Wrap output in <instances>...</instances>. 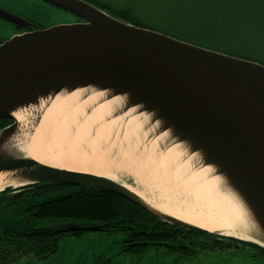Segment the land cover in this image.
<instances>
[{"label":"water","instance_id":"1","mask_svg":"<svg viewBox=\"0 0 264 264\" xmlns=\"http://www.w3.org/2000/svg\"><path fill=\"white\" fill-rule=\"evenodd\" d=\"M39 1L82 22L15 36L0 46V121L11 122L0 129V175L17 183L0 193L39 184L96 189L164 223L264 250V65L131 25L83 0ZM0 18L17 24L1 9ZM78 91L101 94V103L122 98L113 119L139 117L146 144L160 140V150L178 147L184 162L195 161L194 170L210 169L244 208L251 228L243 233L251 239L166 215L117 180L30 157L26 148L45 110L59 96ZM19 111L26 113L22 122L15 118ZM44 228L61 233L101 230L83 223Z\"/></svg>","mask_w":264,"mask_h":264},{"label":"trees","instance_id":"2","mask_svg":"<svg viewBox=\"0 0 264 264\" xmlns=\"http://www.w3.org/2000/svg\"><path fill=\"white\" fill-rule=\"evenodd\" d=\"M122 7L112 17L134 26L162 30L161 33L171 32V37L181 41L264 65V44L245 41L246 38L264 39V1L230 0L224 1L217 10L207 9L203 15L179 9L161 13L159 17L151 10L142 14L138 2H128ZM151 14L164 24L168 23L169 28L147 25L145 18ZM249 30L251 36L247 33ZM0 124L1 129L10 121ZM22 189L20 194L9 197L6 195L13 191L11 188L0 193V208L8 207L15 219L4 224L0 231V264H15L21 259H26L28 264L47 260L58 251L62 238L83 234L44 228L53 223H83L101 227L98 232L122 234L131 244L124 252L134 256L148 249L177 255L179 259L210 256L236 250L234 242L264 253L254 245L164 223L132 203L96 189L58 184ZM20 212L23 216L26 214L24 220ZM212 237L225 241L217 243Z\"/></svg>","mask_w":264,"mask_h":264},{"label":"bare ground","instance_id":"3","mask_svg":"<svg viewBox=\"0 0 264 264\" xmlns=\"http://www.w3.org/2000/svg\"><path fill=\"white\" fill-rule=\"evenodd\" d=\"M101 97V94L88 91L59 96L45 110L30 138L26 153L45 165L90 173L114 181V172L124 168L128 171H145L149 178L153 177V184H148L156 189L158 185L161 189V201L154 206L162 213L204 230L242 240L251 239L243 233L245 229L251 228L244 208L220 180L212 176L210 169L194 170L195 161L191 159L184 162L178 147L160 150V140L146 144L140 118L133 116L132 111L129 113L133 117L126 118L127 122L111 117L112 111L119 110L124 100L114 98L101 103ZM41 107L44 109L45 106L42 104ZM32 110L25 112L32 113ZM25 112L15 114L16 120L22 122ZM66 139L99 156H78V151L74 149L72 151L75 154L64 151L62 159H58L61 143ZM112 153L117 155L112 160L120 159L124 163L122 166L116 165L114 170L108 164ZM5 180L6 177L0 175V191L5 185H17ZM133 192L136 193L135 190Z\"/></svg>","mask_w":264,"mask_h":264},{"label":"rangeland","instance_id":"4","mask_svg":"<svg viewBox=\"0 0 264 264\" xmlns=\"http://www.w3.org/2000/svg\"><path fill=\"white\" fill-rule=\"evenodd\" d=\"M116 1L120 4L127 2L140 3V11L142 14L148 11L155 12L159 15L164 12H173L175 10H181L192 13L193 15H203L207 9L217 10L221 8L224 1L230 0H110ZM264 1V0H260ZM0 3L5 6L16 10L24 15L27 19L33 23L41 26L44 29H48L55 26L72 25L77 23L76 16L70 12L64 11L50 4L44 3L38 0H0ZM103 1L98 0L97 3L93 2V5L103 11L105 9L100 5ZM119 4V5H120ZM123 8V7H122ZM137 7V9H140ZM145 11V12H144ZM107 12V11H106ZM177 12V11H176ZM215 12V11H213ZM151 14L145 18L147 25H153L162 29H168L169 24L163 23L156 16ZM143 28V27H142ZM145 28V27H144ZM152 30V29H150ZM155 31V30H154ZM157 32H163L157 31ZM250 32V33H249ZM247 31L250 34L252 31ZM12 29L8 28L0 22V36H10ZM167 36H171V32L165 31L163 33ZM174 35V34H173ZM246 37H249L246 35ZM246 42H261L262 39L251 40L246 38ZM73 136V135H72ZM72 138V137H71ZM74 139V138H73ZM70 141V143H69ZM76 142L66 139L61 143L60 151L58 152V159H62V152L68 151L74 153L72 150L78 151V156L89 154L91 157L99 156L97 153H92L85 147L75 146ZM83 150V151H82ZM75 154V153H74ZM116 155L111 154L110 160H108L109 166L114 170L116 165H124L120 159H114ZM137 170V169H136ZM140 170L131 171L124 168L122 171L114 172V179L124 184L125 186L135 190L144 199L148 200L153 205H158L161 189L157 185V189L148 183L153 184V177L149 178V174H145ZM127 174V175H126ZM117 176V177H116ZM136 176V177H135ZM139 179H138V178ZM137 178V179H136ZM150 186V187H149ZM150 188V190H149ZM159 191V193H158ZM155 192L156 195H155ZM153 193V194H152ZM19 219V218H18ZM123 235L116 233H103V232H84L78 237L66 236L61 239L60 247L58 251L53 254L47 260L37 261L31 264H264V259L252 261L249 257L246 258L243 255L224 256L213 255L212 257L200 255L198 257L190 259H179L177 255H167L163 251H156L154 249H148L140 256H134L131 254H119V246L122 242ZM15 264H28L26 259H21Z\"/></svg>","mask_w":264,"mask_h":264},{"label":"flooded vegetation","instance_id":"5","mask_svg":"<svg viewBox=\"0 0 264 264\" xmlns=\"http://www.w3.org/2000/svg\"><path fill=\"white\" fill-rule=\"evenodd\" d=\"M83 1L88 2L92 5H93V2H95V3L98 2V0H83ZM101 1H103V3H101L100 5L102 6L103 9H105V12L107 11V13L110 14L111 16H114L113 15L114 12L121 9L122 6H125L128 4V2L122 5L116 1H110V0H101ZM0 9L3 10V12H6V14L11 15L13 18H15L16 23H17V24H14L12 22H9V21H6V20L0 18V22L3 25H6L8 28L12 29V33L10 36H6V35L0 36V46L4 42L12 39L15 36H20V35L44 30V28L33 23L32 21L27 19L24 15H22L21 13L17 12L14 9H11V8L5 6L2 3H0ZM76 21L82 22L78 18L76 19ZM261 43L264 44V39H262ZM0 122H3V121H0ZM10 124H11V122H10ZM0 126H1V124H0ZM11 190H13V191L8 192L6 195L7 197L12 196V195H16V194H20L21 192L24 191V189H22V188H17V189L11 188ZM13 217H14V214H12V210H10L8 207L3 206L0 208V231H1L2 227L4 226V224L15 221V219ZM21 217L24 220V218H26L27 216H26V214L23 216V213H21ZM21 217H19V219ZM69 237H78V236H69ZM212 239L217 243L225 241V240H222L221 238H215V237H212ZM234 243H235V247L237 248L236 250L234 249V250H228L227 252L214 253V254L210 255L209 257H212L213 255H221V254H223L224 256H233L236 254V255H243L246 258L249 257L250 259H252V261L264 259V253H261L258 250L254 249L250 246H245V245L239 244L237 242H234ZM130 246H131V244H129L127 241H125V239L123 237L122 242L120 243V246H119V254H126V252H124V251L126 249H128V247L130 248ZM190 258H194V257H190ZM190 258H188V259H190ZM182 259H186V258H182Z\"/></svg>","mask_w":264,"mask_h":264}]
</instances>
